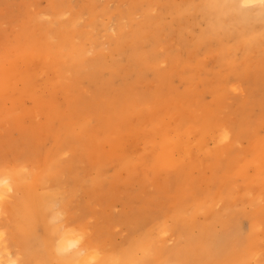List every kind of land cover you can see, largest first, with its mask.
Returning <instances> with one entry per match:
<instances>
[{"label": "rangeland", "instance_id": "374dc122", "mask_svg": "<svg viewBox=\"0 0 264 264\" xmlns=\"http://www.w3.org/2000/svg\"><path fill=\"white\" fill-rule=\"evenodd\" d=\"M173 1L176 6L187 0ZM54 4L55 8H50L52 0H0V66L19 62L17 55L9 53L19 50L17 46L33 45L45 52V45L51 43L67 53L72 48L70 42L85 47L87 58L101 52L103 66L93 81L81 77L79 94L56 89L54 104L34 105L26 97L15 106L8 100L0 111V167H11L26 156L42 166L45 150L53 152L58 137L64 136L68 150L62 155L64 183L57 190L64 194L74 191L66 220L84 230L87 240L102 251L103 258L93 264H163L161 254L137 247L176 250L187 244L188 235L198 236L204 225L220 231L217 216H224L229 207L250 212L248 198L264 205L260 182L250 190L245 188V179L264 169V157L259 155L264 146V40L252 49L235 47L233 55L226 47L234 41L225 37L228 41L219 47L221 37L217 34L198 45V34L207 25L195 5L179 16L166 0H54ZM134 4L137 10L127 14ZM67 6L72 10L58 16L56 10ZM145 13L158 21L156 37L138 34L133 42L138 54L129 60L114 47L120 42L129 47L139 33L136 29L145 22ZM74 14H80L78 30L70 32V42L66 38L62 41L64 30L56 21L69 20ZM35 19L43 28L35 25ZM32 59L31 68L40 70L42 61L34 58V63ZM65 61L67 66L71 64L70 57ZM22 63L25 65V61L19 65ZM82 67L85 76L98 69L89 63ZM44 69L37 83L53 75ZM72 73L67 69L64 75ZM96 81L103 82L97 91ZM109 86L123 92L122 96L111 98ZM21 88L20 82L12 85L14 98H19ZM39 93L42 99L51 95L43 89ZM72 93L77 94L74 97L83 108L75 118L66 102ZM36 106L38 113L25 115ZM86 117L87 122L80 126ZM76 121L79 123L72 133L62 131L63 126L71 127ZM219 123L230 130L228 140L220 146L233 144L220 160L205 162L200 158L188 169H176L175 155L155 166L142 157L146 148L173 139L180 125L194 141L203 126ZM213 145L211 142L212 149ZM223 190L230 196L224 200ZM241 219L245 236L249 222ZM0 228L12 252L22 258L24 246L12 236L13 224ZM38 230L41 235L42 228ZM259 235L257 254L249 264H260L264 259V225L259 227ZM132 249V254L124 253ZM169 259L172 264H181L174 257ZM23 261L36 262L32 257Z\"/></svg>", "mask_w": 264, "mask_h": 264}, {"label": "bare ground", "instance_id": "6f19581e", "mask_svg": "<svg viewBox=\"0 0 264 264\" xmlns=\"http://www.w3.org/2000/svg\"><path fill=\"white\" fill-rule=\"evenodd\" d=\"M166 1L168 5L175 6L173 0ZM192 1L177 3L174 10L181 16V14L195 8L206 21L207 29L204 31L202 29L203 32L198 34L200 35L197 38L198 45L201 44V41L205 42L206 39L217 34L221 37L219 47H223L224 41H228L225 37L234 41L232 45L226 47L229 53L233 55L232 52L236 49L235 47L252 49L258 47L264 40V0H198L197 5L193 4ZM135 6L134 4L127 14L137 10L138 7ZM192 6L194 7L191 9ZM68 7L57 9V15L64 17L68 10H72L71 7ZM50 8H55L54 0H52ZM125 17L128 16L125 14ZM79 18L80 14H74L72 18L66 21L55 18L49 29L54 30L53 23L57 20L56 23H58L59 28L64 30L61 34V40L66 38L70 42L68 35L70 32L78 30L76 24L79 22ZM144 21L142 26L136 29L139 33L132 38L129 47H123L121 42L114 47L115 50L126 53L129 60L138 54L133 43L138 34H142L144 38L156 37L158 21H154L153 16L148 13H145ZM259 21L261 25L257 27L255 23ZM34 22L38 28H43L39 19H35ZM81 33L82 35L85 34L84 32ZM70 43L72 48L67 53H64L61 47H54L51 43L45 45L47 47L45 52L38 51L32 47L33 45L28 44L17 46L19 50L9 51L12 56L17 55V59H20L19 62L25 61V65L22 63L20 66L18 60H14L0 66V111H4L8 100H11V103L16 106V104L20 105L26 97L31 99L34 105H51L55 103L53 92L56 89L60 88L65 94L68 93V90L75 93L80 86L81 77H88L93 81L94 74L103 66L104 60H99L101 52H98L94 58H87L85 47H76L74 43ZM69 57L71 64L67 66L65 59ZM34 58L42 61L41 73L38 72L40 70L31 68L33 65L29 63V60L32 59L34 62ZM145 60L149 62L150 58ZM84 63L92 64L98 69L85 76L84 70H82ZM44 68L52 71L53 75L44 77L46 79L37 83L36 78L40 74H44ZM67 69L73 72L71 76L64 75ZM18 82L21 83L22 88L18 89L19 98H14L15 94H11V88L14 83L17 86ZM96 82L98 83L95 88L97 91L101 89L103 82ZM109 87L111 98L122 96L123 92ZM41 89L47 90L51 94L50 97L42 99L39 93ZM76 95L70 96L66 101L72 118L77 117V113L83 109L82 104L77 103V97H74ZM117 103L118 101L115 105ZM38 112L39 109L36 106L35 109H27L25 115L33 116ZM87 119L86 117L85 121L80 123L76 121L71 127L63 126L62 131L65 130V134L72 133L76 130L78 123L83 126ZM203 119L205 118L203 117ZM229 132L230 130L227 131L221 123L214 126L205 125L199 130L195 140L191 141L186 137L187 130L180 125L175 130L173 139H164L151 148H146L142 157L146 159V163L152 162L151 164L155 166V164L167 160L170 155L172 158L175 155L173 167L176 169L180 167L188 169L189 165L196 164L200 158L205 162L220 160L230 152L229 148L233 147L232 143L220 146L221 142L228 140ZM211 142L214 143L213 149L210 146ZM65 143L64 136L60 135L55 142V150L53 152L45 150L44 158L41 157L42 166L34 164L33 160H29L26 156L18 159L17 163L11 167H0V226L3 227L7 223H12L14 228L12 236L17 237L24 246L22 258H19L5 242L4 232L0 228V264H30V261H23L24 257L34 258L35 264H91L93 261L99 262L98 259L103 258L102 251L87 240L85 231L72 226L66 220L68 205L74 191L70 190L69 193L64 194L57 190L62 188L64 183L61 178L65 172V168L62 167V155L68 151ZM259 155L264 157V146L260 147ZM188 159L189 162L186 164ZM131 160L132 158L128 159L127 163H130ZM72 167L73 165L66 167V169ZM246 178L248 177L246 176ZM245 180L248 181L245 185L248 190L254 188V185L259 182V187L262 185V190H264V183L261 184L264 180V169H259L252 179ZM221 194L223 200L230 197L227 190H223ZM247 194L249 193L246 192L245 196ZM248 202L251 207L250 212L242 208L231 209L229 207L230 210L224 216H217L222 224L220 231L214 230L212 226L204 225L201 227L202 231L198 236L188 235L187 244L179 249L168 251L163 247L146 248L149 245L137 248L143 252L155 251V253L161 254L165 258L164 262L162 261L163 264H172L169 256L174 257L181 264H249L250 259L258 251L261 239L259 227L264 225V205H258L256 198H248ZM198 208L202 207L198 206ZM4 214L6 217L3 216ZM241 217L246 218L249 222V231L245 236L242 234L243 229L241 228L243 227H240ZM189 223L190 219L186 224ZM39 227L42 228L41 235H39ZM133 252V249L124 251L125 254H132ZM260 264H264V259Z\"/></svg>", "mask_w": 264, "mask_h": 264}]
</instances>
